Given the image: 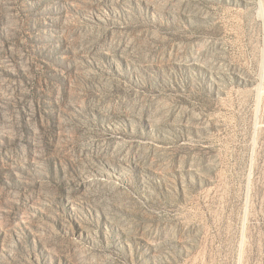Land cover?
Wrapping results in <instances>:
<instances>
[{
    "label": "rangeland",
    "instance_id": "obj_1",
    "mask_svg": "<svg viewBox=\"0 0 264 264\" xmlns=\"http://www.w3.org/2000/svg\"><path fill=\"white\" fill-rule=\"evenodd\" d=\"M0 264H264V0H0Z\"/></svg>",
    "mask_w": 264,
    "mask_h": 264
}]
</instances>
